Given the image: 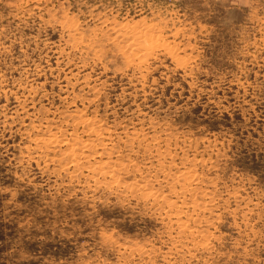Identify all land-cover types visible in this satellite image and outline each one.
Listing matches in <instances>:
<instances>
[{"label": "rangeland", "instance_id": "rangeland-1", "mask_svg": "<svg viewBox=\"0 0 264 264\" xmlns=\"http://www.w3.org/2000/svg\"><path fill=\"white\" fill-rule=\"evenodd\" d=\"M0 264H264V0H0Z\"/></svg>", "mask_w": 264, "mask_h": 264}, {"label": "bare ground", "instance_id": "bare-ground-1", "mask_svg": "<svg viewBox=\"0 0 264 264\" xmlns=\"http://www.w3.org/2000/svg\"><path fill=\"white\" fill-rule=\"evenodd\" d=\"M148 46V45H147Z\"/></svg>", "mask_w": 264, "mask_h": 264}]
</instances>
